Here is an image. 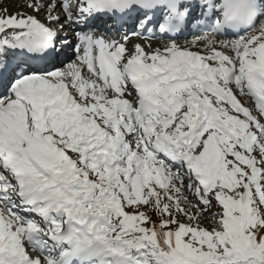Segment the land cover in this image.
I'll return each mask as SVG.
<instances>
[{"label":"snow or ice","instance_id":"obj_1","mask_svg":"<svg viewBox=\"0 0 264 264\" xmlns=\"http://www.w3.org/2000/svg\"><path fill=\"white\" fill-rule=\"evenodd\" d=\"M0 264H264V0H0Z\"/></svg>","mask_w":264,"mask_h":264},{"label":"bare ground","instance_id":"obj_2","mask_svg":"<svg viewBox=\"0 0 264 264\" xmlns=\"http://www.w3.org/2000/svg\"><path fill=\"white\" fill-rule=\"evenodd\" d=\"M10 10H15V6L13 4V6H11ZM108 32V31H107Z\"/></svg>","mask_w":264,"mask_h":264},{"label":"rangeland","instance_id":"obj_3","mask_svg":"<svg viewBox=\"0 0 264 264\" xmlns=\"http://www.w3.org/2000/svg\"><path fill=\"white\" fill-rule=\"evenodd\" d=\"M14 4V3H13ZM13 4H12V6H13ZM15 6V5H14Z\"/></svg>","mask_w":264,"mask_h":264}]
</instances>
